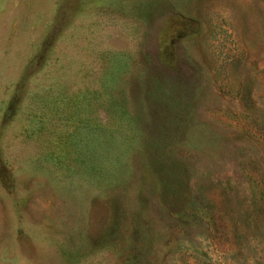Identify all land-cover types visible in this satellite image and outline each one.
I'll use <instances>...</instances> for the list:
<instances>
[{
	"label": "rangeland",
	"instance_id": "rangeland-1",
	"mask_svg": "<svg viewBox=\"0 0 264 264\" xmlns=\"http://www.w3.org/2000/svg\"><path fill=\"white\" fill-rule=\"evenodd\" d=\"M0 264H264V0H0Z\"/></svg>",
	"mask_w": 264,
	"mask_h": 264
}]
</instances>
